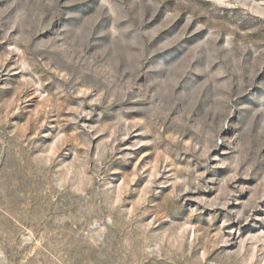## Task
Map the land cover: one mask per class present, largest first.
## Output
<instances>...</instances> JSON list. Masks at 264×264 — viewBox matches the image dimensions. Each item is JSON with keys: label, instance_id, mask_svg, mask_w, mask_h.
I'll return each mask as SVG.
<instances>
[{"label": "rangeland", "instance_id": "374dc122", "mask_svg": "<svg viewBox=\"0 0 264 264\" xmlns=\"http://www.w3.org/2000/svg\"><path fill=\"white\" fill-rule=\"evenodd\" d=\"M0 264H264V0H0Z\"/></svg>", "mask_w": 264, "mask_h": 264}]
</instances>
